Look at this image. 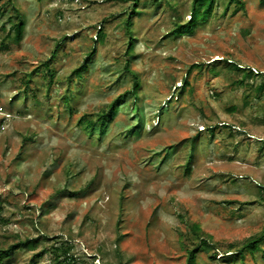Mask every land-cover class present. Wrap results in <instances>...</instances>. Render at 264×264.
<instances>
[{
	"label": "rangeland",
	"instance_id": "1",
	"mask_svg": "<svg viewBox=\"0 0 264 264\" xmlns=\"http://www.w3.org/2000/svg\"><path fill=\"white\" fill-rule=\"evenodd\" d=\"M227 2L178 35L192 0H0L6 262L264 264V90L228 64L264 72V0Z\"/></svg>",
	"mask_w": 264,
	"mask_h": 264
},
{
	"label": "trees",
	"instance_id": "2",
	"mask_svg": "<svg viewBox=\"0 0 264 264\" xmlns=\"http://www.w3.org/2000/svg\"><path fill=\"white\" fill-rule=\"evenodd\" d=\"M132 1L134 2L133 6L135 7V4L138 0H132ZM152 1H155V0H152ZM215 2H216V0H192L191 7H190L189 19L186 22H183L181 24H177L175 26V28L172 30V32L176 33L178 35L181 33H184V32H189L192 30L193 26H195L196 24L205 22L208 19V17L211 15ZM227 4H233L234 10H236L238 8H244L243 0H228ZM227 6L228 5H226V8H227ZM132 10H133V12H135L134 8ZM130 21H131V16H129L125 20V26L127 28V33L129 35H130V31L128 29L130 26ZM10 28L13 32L12 41L15 43H18L22 38V33H23V28H24V22H23L22 18L19 17V19L16 22L11 24ZM129 40L131 41L132 38L130 37ZM93 53H94V50L92 49V51L90 52V54H88V56H91ZM228 64L230 66H232L234 70L242 72L241 79L234 80L233 81L234 84H238L239 86H241L243 84V80L247 76H255V77L259 76L260 77L261 82L258 84V86H256L254 88V93H256L255 96H256V98H259L261 92L264 90V72L257 71L253 68H250V67H241V66H238L234 62H228ZM82 66H85V64H83ZM74 72H75V74L79 75L78 69H75ZM186 85H188V82L185 79L184 83L182 84L181 89H184ZM136 86H137V81L135 82L131 91H134ZM124 94L120 95V97L116 98L110 104L109 110L107 112H104L101 115H99L98 121H99L100 125H104L106 118H109V116H111V113L113 112V110L115 108V104L118 102V100L122 99ZM246 104H247V102H246ZM230 109L233 110V108H230ZM83 118L85 119V117H81V120ZM89 120L90 119H88V121H87V125L91 126V121H89ZM210 129H212V128H210ZM197 228H198L197 225L191 226L192 232L195 233L196 235H199V233H198L199 230H197ZM263 239H264V232L260 236L254 238V239H250L245 245L247 247H249L250 249H252V247H255V245L262 242ZM35 242L36 241L32 238L17 239V241L12 242L5 247H0V264H10V263L6 262L5 260L7 258H9L17 250H20L23 248L27 249V250H33L36 246ZM226 252H229V250ZM39 255H40V253L35 254L34 258L39 256ZM28 264H33V261H30ZM186 264H194V252L191 249L187 251Z\"/></svg>",
	"mask_w": 264,
	"mask_h": 264
}]
</instances>
